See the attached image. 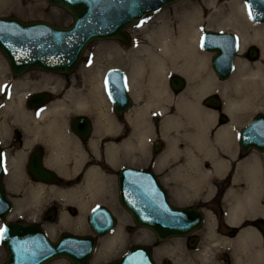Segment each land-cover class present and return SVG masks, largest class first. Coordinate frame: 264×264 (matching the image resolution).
<instances>
[{
    "label": "flooded vegetation",
    "instance_id": "1",
    "mask_svg": "<svg viewBox=\"0 0 264 264\" xmlns=\"http://www.w3.org/2000/svg\"><path fill=\"white\" fill-rule=\"evenodd\" d=\"M136 45H130L127 64L117 65L123 70L128 103L122 102V77L114 74L107 80L108 67H91L93 60L80 59L69 73L32 68L14 75L11 69L0 70V76L9 73L0 88V182L11 201L3 220H12L20 206L13 194L32 182L55 185L57 194H81L92 201L87 225L95 206L104 205L114 215L109 233L95 235L88 225L94 245L86 264H113L133 246L136 264H264V150L250 140L240 141L254 115L247 113L248 104L227 108L228 99L243 91L234 84L233 74L219 77L208 60L211 77L192 90L198 93L196 98L189 94L188 78L173 69L161 81L163 95L150 94L156 87L153 80L130 81ZM22 93L20 106L7 105L13 95ZM55 101L61 105L48 106ZM37 167L51 171L54 181L38 179ZM142 170L156 179L172 206L193 211L189 230L159 237L134 221L119 189L120 183H133L138 194ZM44 190L41 193L50 192ZM84 204L73 202L68 210L76 216ZM115 230L119 237L100 253ZM2 248L0 264L7 259L3 244ZM57 259L55 264H73L66 256L43 264Z\"/></svg>",
    "mask_w": 264,
    "mask_h": 264
},
{
    "label": "water",
    "instance_id": "2",
    "mask_svg": "<svg viewBox=\"0 0 264 264\" xmlns=\"http://www.w3.org/2000/svg\"><path fill=\"white\" fill-rule=\"evenodd\" d=\"M46 1L66 10L72 16V21L68 25H63L45 19L23 20L14 14L0 16V51L7 58L14 75H20L32 68L69 73L77 65L89 42L106 38H117L127 42L130 35L125 28L131 22L175 0ZM255 2L256 0H245L248 12L254 20L264 21V7H254ZM225 45L228 47L227 53ZM200 46L202 49L213 51L210 64L215 74L221 78L228 77L238 47L235 33L206 28L202 33ZM258 54L259 50L256 46L248 47L249 59L257 58ZM221 58H225L223 65L220 64ZM114 74L122 77V102L128 103L129 97L123 83V70L118 66L108 68L107 80L108 76ZM111 96L115 103H120L112 92ZM259 124L264 127V112H257L249 120L239 138L241 143L250 140L254 147L264 150V138L249 132ZM35 175L46 182L55 179L51 171L39 167ZM141 177L148 182V185L150 184L149 187L145 182L141 184V202L134 194L133 183L130 186L120 183L119 189V198L134 221L152 229L159 237L189 230L193 225V221L190 222L192 218L194 219L193 211L188 207L172 206L156 179L145 170H142ZM10 204L11 201L0 182V218L5 217ZM45 218L53 220L55 210L49 209ZM114 220V215L104 205L95 206L87 216L88 225L95 235L111 231ZM0 229H5L0 236V242L7 251V259L3 264H43L60 256H66L73 264H86L94 245L93 234L65 231L58 239L52 240L40 224L23 219L6 220ZM78 244L84 247L78 250L76 248ZM113 264H136L135 246L127 250ZM142 264L148 263L143 261Z\"/></svg>",
    "mask_w": 264,
    "mask_h": 264
},
{
    "label": "bare ground",
    "instance_id": "3",
    "mask_svg": "<svg viewBox=\"0 0 264 264\" xmlns=\"http://www.w3.org/2000/svg\"><path fill=\"white\" fill-rule=\"evenodd\" d=\"M3 1L4 0H0V3ZM235 1L236 0H231V1L223 2V3L219 4V0H209V3L206 4V7L208 9V11H207L208 25H210V26H212V25L225 26V25L233 24L234 26H237L240 30L239 37H238V51H237L239 53H241L243 51L244 46L249 41L258 43L264 49V23H253V22H251L247 8H246V5L243 3L241 5V7L238 8V6L235 4ZM255 6H256V8L258 6H260V8L264 7V0H256V2L254 3V7ZM260 8L258 10H260ZM226 9H228V10H226ZM240 10H243V13H244V16L246 19L242 23L239 22V18H238V16L240 15ZM204 16H205L204 7L201 8V12H197L191 6H189V8L186 11H184V13H182V14L180 13V14L175 15V16H160L158 23L156 25H154V27H153V35H149V39L151 42H153L152 44L157 46L158 49L161 51V53L162 54L164 53V54H163V56L157 55L154 52V47H153L154 45L153 46L151 44L140 45L136 49V51H134L135 53H133L134 59H133L132 64H134L135 70L131 72L130 81L133 82L134 80H139V79L143 80V78L148 79L149 81L153 80L154 81L153 83H156V87L154 89H152V92L150 94H155V95L160 94V97H161V95H163L162 93L165 92V86L162 85L161 81L163 80V77L168 74L169 70L173 69L174 71H179V72L183 73L185 76H187V78L192 83L190 85L192 89L191 88L189 89V94L190 95L192 94L191 96L196 98L198 93L194 92L192 90L197 89V87H203L205 84H207V80L209 79V77H211L208 74L205 75L206 73L204 71V66L207 62L206 61L207 60V54L202 53L199 50V43H200L199 39H200V35H201V25L206 22L205 21V22L200 23V20ZM226 45H225V52L227 53L228 47ZM262 55L264 56V50H263ZM224 59L225 58L220 59L221 65H223V63L225 62ZM146 73L151 75L152 78L149 75H148V77H149L148 78ZM159 76H160V79L159 78L157 79L156 77H159ZM232 80H233L234 84L237 86V88H239V90L243 91V94H241V95L238 94V96L236 95L235 97H237V98H234L231 100L228 99L229 101L227 103V108L232 109V107H234V108L239 107V106H241L242 102H244L245 104L251 103V98H254V99L257 97H263L264 98V66L262 64H260L255 70H252L250 68L248 62H246L244 60H239L237 62L235 73H234ZM27 83H29V82H27ZM193 84H195V86ZM21 88H23V87H21ZM237 88H235V89H237ZM199 92H200V90H199ZM135 93H136V91H135ZM24 95L25 94H22V95L20 94V96L18 97L19 103L23 100ZM157 97H159V96H157ZM258 100H259V98H258ZM58 101H60V100H58ZM56 102L57 101H55V103L52 102L48 106L52 107V106L61 105V104L56 103ZM160 102H161V100H160ZM19 103L15 104L14 101H11L9 103V106H18ZM155 103H157V102H155ZM69 104H71V103H69ZM187 104H189L191 109L195 110V107L193 106L192 103L188 102ZM244 106H246V105H244ZM15 108H17V107H15ZM25 113H26V111H25ZM35 115H37V114H35ZM175 118H177V117H175ZM26 119H28V118H26ZM34 120H35V118H34ZM36 123H37V121H36ZM45 124H46V122H45ZM32 125H34V124H31V126ZM200 126H201V124H200ZM36 132H37V130H36ZM249 132H251L250 134L253 133L259 137L261 136L264 138V127L260 124L257 125L256 127H254L253 129L249 130ZM55 141H56V138H55ZM58 142H57V144H58ZM248 166H250V165H248ZM53 167H54V165H53ZM56 170H57V168H56ZM20 177H22V176H20ZM255 179H257V177ZM251 180H252V178H251ZM87 181L84 180V182H87ZM144 182L146 185H148V182L144 178H142V184ZM35 185H36L37 189H36ZM84 185H87V184L84 183ZM44 186H45V184L33 183V182L28 184L27 189H28L29 193L31 194V198H32V196H36V197L39 196L41 194V189ZM87 186H85V187H87ZM149 186H150V184L147 187H149ZM250 188H249V190H252ZM44 189H45V187H44ZM54 190H56L55 193L57 194V192H58L57 188H54ZM72 190H74V189H72ZM258 192H257V194H258ZM61 193H62V191H61ZM78 193H80V192H78ZM134 194H135V192H134ZM64 195H66V194H64ZM135 195H136L137 199H139V197H140L139 201L141 202L142 201L141 191ZM76 196L79 197V200L82 204L86 203V201H88V199H86L87 197L85 195L77 194ZM18 202H20V201H18ZM61 217L64 220L68 219L67 214L65 212L62 213ZM51 231H53V229H51L50 232ZM118 237H119V231L118 230H115L110 235H108V237L106 238V241H107L106 244L107 245H105L104 248L101 246L100 253H103L104 250H107L108 247L110 246V244L113 243L116 240V238H118ZM76 248L78 250H81L83 247H82V245L78 244L76 246Z\"/></svg>",
    "mask_w": 264,
    "mask_h": 264
},
{
    "label": "rangeland",
    "instance_id": "4",
    "mask_svg": "<svg viewBox=\"0 0 264 264\" xmlns=\"http://www.w3.org/2000/svg\"><path fill=\"white\" fill-rule=\"evenodd\" d=\"M231 0H219V4L223 2H228ZM209 3V0H175L172 3H169L163 7H161L157 11L150 12L146 15H144L141 19L136 20L133 22L132 25H129L128 31L131 30L132 40H129V45L123 46L122 41L119 39H96L91 41L86 48L84 49L81 58L82 60H93L94 62L91 63V67H101V68H107L109 66L114 65H125L127 64L126 60H129L130 55V49L132 48L130 45H135L134 51L140 46V45H149L153 42L150 41L149 35H153V27L156 25L160 19V16H175L178 14L184 13L189 6H191L193 9H195L197 12H201V8L204 7L205 10V16L200 20L201 22H205L201 25V34L202 30L205 28H210L213 30H228L231 31L239 37L240 30L237 26H234L233 24L225 25V26H218V25H208V15H207V7L206 4ZM244 3V0H236L235 4L239 7ZM245 4V3H244ZM228 10V9H226ZM8 14H15L19 16L20 18L24 20H30V19H45L50 22L68 25L72 21V16L65 11L62 7L53 5L46 0H4L0 3V16L8 15ZM249 14V12H248ZM250 21L253 23H264V21H255L251 18L250 14ZM239 22H244L245 16L243 13V10H240V15L238 16ZM126 28V29H127ZM201 38V35H200ZM200 42V39H199ZM251 44L256 45L259 48V56L251 60L247 56V48ZM154 47V52L157 55L163 56L161 51L158 49L157 46ZM125 50V51H123ZM133 50V49H132ZM199 50L202 53L207 54V62L204 66V71L208 73L207 66H209L208 60L213 54L211 51L204 50L200 47L199 43ZM263 48L256 42L249 41L243 48V51L241 53L237 52V55L235 57V69L237 62L239 60H244L248 62L250 68L252 70H255L260 64L264 66V56ZM122 58V59H121ZM134 59V58H133ZM7 72L10 70L7 58L5 55L0 51V70H6ZM234 69V73H235ZM181 73V72H180ZM233 73V76H234ZM7 74V73H6ZM0 76V88L2 84L5 82V80L8 79V75ZM183 74V73H181ZM185 78V76L183 74ZM189 83L190 80L188 79ZM249 84V83H248ZM239 89V88H238ZM24 94V93H22ZM21 94V95H22ZM13 95L12 99L7 103H9L13 100H15V104L19 103L18 97ZM259 98V100H258ZM264 98L263 97H257V98H251V103H248V114H254L258 111L264 112ZM258 106V107H257ZM260 107V108H259ZM36 187V185H35ZM46 193H41L39 196H32L29 193L28 189H25L22 193L19 194H13L14 195V201L19 204L17 208L12 212V218L13 219H27L29 221H33L36 223H39L43 226V228L46 230L47 234L51 239H56L62 232L64 231H70L75 233H88L89 228L86 224V212L87 208L92 201L88 200L82 207H78L76 210V216L72 215L69 212L68 207L73 202H80L79 197L66 194H56V188L55 185H48L45 186ZM37 189V187H36ZM29 194V195H28ZM36 197V198H35ZM24 199V200H23ZM28 200V201H27ZM20 201V202H18ZM88 202V203H87ZM22 206V207H21ZM54 206L56 208V216L53 220L45 219V212L50 207ZM21 207V208H20ZM65 212L67 214L68 219L64 220L62 219L61 215ZM78 219V220H77ZM3 223V219L0 218V225ZM122 224V222H121ZM53 229V231L50 232V230ZM53 232V233H52ZM2 244L0 243V259H3L4 256L2 254L3 252ZM59 260H55L51 263H56Z\"/></svg>",
    "mask_w": 264,
    "mask_h": 264
},
{
    "label": "snow or ice",
    "instance_id": "5",
    "mask_svg": "<svg viewBox=\"0 0 264 264\" xmlns=\"http://www.w3.org/2000/svg\"><path fill=\"white\" fill-rule=\"evenodd\" d=\"M4 231H5V229H0V236L3 235Z\"/></svg>",
    "mask_w": 264,
    "mask_h": 264
}]
</instances>
